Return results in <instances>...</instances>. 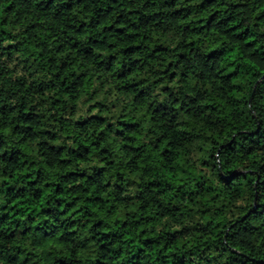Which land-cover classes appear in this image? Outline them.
Returning a JSON list of instances; mask_svg holds the SVG:
<instances>
[{"label": "trees", "instance_id": "obj_1", "mask_svg": "<svg viewBox=\"0 0 264 264\" xmlns=\"http://www.w3.org/2000/svg\"><path fill=\"white\" fill-rule=\"evenodd\" d=\"M0 264H264V0H0Z\"/></svg>", "mask_w": 264, "mask_h": 264}]
</instances>
